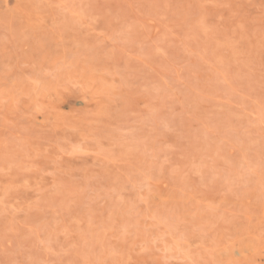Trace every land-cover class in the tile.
Instances as JSON below:
<instances>
[{"label":"rangeland","instance_id":"rangeland-1","mask_svg":"<svg viewBox=\"0 0 264 264\" xmlns=\"http://www.w3.org/2000/svg\"><path fill=\"white\" fill-rule=\"evenodd\" d=\"M0 264H264V0H0Z\"/></svg>","mask_w":264,"mask_h":264}]
</instances>
